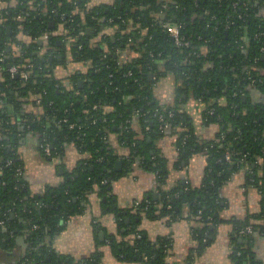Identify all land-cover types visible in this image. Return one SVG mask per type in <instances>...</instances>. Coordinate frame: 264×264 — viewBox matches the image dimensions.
Returning <instances> with one entry per match:
<instances>
[{
  "label": "trees",
  "instance_id": "1",
  "mask_svg": "<svg viewBox=\"0 0 264 264\" xmlns=\"http://www.w3.org/2000/svg\"><path fill=\"white\" fill-rule=\"evenodd\" d=\"M89 1L0 0V261L73 264L50 249L51 237L62 230L61 221L81 213L93 192L116 217V233L108 242L120 262L168 264L170 241H150L137 229L139 220L144 215L173 222L186 209L196 245L186 264L211 245L221 224H231L230 264H261L253 248L255 235L264 236V0ZM50 22L62 28L61 35L44 46L62 62L85 66L67 80L52 73L61 63L44 62L37 54V41ZM163 24L182 26L189 46L176 47ZM28 64L26 80L10 75V67ZM166 78L174 81V98L161 105L154 89ZM189 98L205 105L202 120L217 131L213 139L196 133L182 108ZM28 103L42 113L26 112ZM30 132L38 137L42 157L60 158L68 145L86 155L73 175L42 195H30L24 179L19 141ZM166 136L175 138V169L193 156H206L198 187L163 189L168 159L158 146ZM115 144L128 154H116ZM119 157L123 168L116 172ZM136 167L155 175L158 198L149 195L132 211L123 210L111 183ZM237 174H243L245 188L256 190L260 210L244 220H224L221 189ZM249 226L251 233H241ZM98 263L96 253L81 261Z\"/></svg>",
  "mask_w": 264,
  "mask_h": 264
},
{
  "label": "crops",
  "instance_id": "2",
  "mask_svg": "<svg viewBox=\"0 0 264 264\" xmlns=\"http://www.w3.org/2000/svg\"><path fill=\"white\" fill-rule=\"evenodd\" d=\"M113 2L114 0H90L89 4L107 5ZM52 24L49 31L52 30L56 36L61 35V30L55 29ZM23 40L28 42L30 39L25 36ZM120 52L118 54L123 58L124 53ZM46 61L50 63L51 60L46 59ZM83 71H85V66L73 63L69 59L64 62V65L59 64L53 70V75L57 80H67L75 72ZM77 86L80 85L77 83ZM173 91L174 81L172 78H166L161 83H157L154 96L161 105H170L174 98ZM182 108L190 114L193 127L200 139L211 140L214 138L217 131L203 124L202 111L205 105L202 102L189 98ZM24 109L34 115L42 113L39 108L32 107L30 103L24 104ZM37 139L38 137L31 133L20 141L24 179L30 195H42L47 189L58 187L67 177L73 175L78 163L86 157L73 145H68L62 156L55 160L42 157L36 150ZM115 146L116 154L120 156L128 154L126 148L116 144ZM158 147L168 159V178L166 186L163 188L165 191L184 183L193 187H198L201 184L207 165V158L204 154L189 158L181 168L175 169L173 165L178 156L175 138L164 137L159 141ZM120 159L121 157L115 162V164L121 162L119 169L115 168L114 164L116 172H120L123 168ZM243 177V174L233 175L221 189L222 206L224 207L221 217L224 220H244L249 214H256L260 210L256 190L245 188ZM111 190L117 206L123 210L131 209L132 211L131 207L135 203L149 195H152L155 200L158 198L155 175L138 167L114 180L111 183ZM87 200L81 213L67 221H61L62 230L51 237L50 249L57 255L66 257L67 261H71L73 264L91 260L95 253L100 256V264H136L120 262L115 259L110 250L108 241L116 233L117 221L113 213L105 212L107 208L104 209L101 202L104 199L91 192L87 195ZM193 224L187 219V210L184 209L182 218L173 222L166 219L152 220L143 215L137 229L150 241H155L159 237H165L170 241L171 247L166 256L168 264H186L189 254L192 253L191 249L196 246L191 234ZM230 231L231 224H221L211 245L199 257L196 256L191 264H230V254L235 247L229 239ZM48 240L50 241L49 238ZM22 243L20 240L18 245L22 246ZM253 252L261 264H264V236L255 235ZM3 256L4 254L0 250L1 260ZM0 264L6 263L0 261Z\"/></svg>",
  "mask_w": 264,
  "mask_h": 264
},
{
  "label": "built area",
  "instance_id": "3",
  "mask_svg": "<svg viewBox=\"0 0 264 264\" xmlns=\"http://www.w3.org/2000/svg\"><path fill=\"white\" fill-rule=\"evenodd\" d=\"M162 30L173 40V43L176 47H188L189 46V43L185 40L184 36L181 34L182 26H180V25L179 26H170L168 24H163ZM261 51L264 52V47L261 48ZM0 56H2L1 52H0ZM0 62H3V58H0ZM31 69H32V65H30V64L26 65L23 68L21 66H12L9 68V73L11 76H18V77L22 78L23 80H26L28 78V73H27L28 71L27 70H31ZM0 70H2L1 66H0ZM251 83L253 84L254 80H252ZM33 98H34V100H36L37 103H40V99L38 98L37 95H34ZM169 116H171V114H169ZM160 120H161V118H160ZM44 153L46 155H50L48 146H46L44 148ZM225 159L229 162L230 161V155L226 154ZM240 162H243V160L241 159ZM9 164H10V162H9ZM251 231H252L251 227L249 226V227L245 228L244 230H242L241 233L249 234V233H251ZM137 238H139V236H137Z\"/></svg>",
  "mask_w": 264,
  "mask_h": 264
},
{
  "label": "flooded vegetation",
  "instance_id": "4",
  "mask_svg": "<svg viewBox=\"0 0 264 264\" xmlns=\"http://www.w3.org/2000/svg\"><path fill=\"white\" fill-rule=\"evenodd\" d=\"M113 4V3H112ZM159 19L161 20V18H162V14H160L159 15ZM53 22H50L49 24H48V31L45 33V35L43 36V38H41V39H38V41H37V43H38V45L40 46V51H38L37 52V54H39L40 56H41V59H42V61H44V62H47L46 61V59L47 60H50L51 59V61L50 62H53L55 59L59 62V63H61L60 65H64V62H62V59H61V57L60 56H53L52 55V52H49V49L50 48H48V47H43L47 42L48 43H50L51 41H50V38H54V37H56V35H54V33H53V31L51 30V31H49V29L51 28L50 26H51V24H52ZM53 26H54V24H52ZM53 26H52V29H53ZM57 29H59V30H61L62 28L61 27H58ZM109 34H110V31H109ZM58 36H60V35H58ZM25 37V36H24ZM24 37H21V39L23 40L24 39ZM27 42V41H26ZM112 42H115V40H114V38L112 37ZM40 43V44H39ZM55 44L57 45V46H59L60 45V42H59V40H56V42H55ZM115 56H117V55H115ZM56 68V67H55ZM54 68V69H55ZM53 69V70H54ZM53 70H52V73H53ZM81 73V72H80ZM83 82V80H79L77 83L79 84V82ZM80 85V87L82 86V83L81 84H79ZM32 132H30L29 134H31ZM33 134V133H32ZM28 135V134H27ZM27 135H25V134H23L22 135V137L20 138V141L21 140H23V138H25ZM20 141H19V144H20ZM116 168V167H115Z\"/></svg>",
  "mask_w": 264,
  "mask_h": 264
},
{
  "label": "water",
  "instance_id": "5",
  "mask_svg": "<svg viewBox=\"0 0 264 264\" xmlns=\"http://www.w3.org/2000/svg\"><path fill=\"white\" fill-rule=\"evenodd\" d=\"M40 44V43H39ZM51 60V59H50ZM82 82L80 81L79 82V84H81ZM115 167L117 168V169H119L120 167H121V162H117L116 164H115Z\"/></svg>",
  "mask_w": 264,
  "mask_h": 264
}]
</instances>
